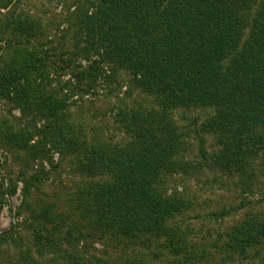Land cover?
Here are the masks:
<instances>
[{
  "label": "trees",
  "instance_id": "1",
  "mask_svg": "<svg viewBox=\"0 0 264 264\" xmlns=\"http://www.w3.org/2000/svg\"><path fill=\"white\" fill-rule=\"evenodd\" d=\"M73 16L80 28L70 54L60 60L71 71L72 93L95 87L110 65L112 71L130 72L132 83L153 102L149 110L118 113L126 140L90 142L70 122L64 112L68 99L47 92L53 56L19 47L25 37L38 38L39 31L34 19L17 13L13 0H0V96L45 117L34 146L33 135H7L36 158L45 156L47 145L70 157L85 179L73 203L94 225L131 238L166 233L181 203L166 195L160 182L186 166L178 158L185 134L173 119L175 111L210 110L204 122L193 125L204 160L202 132L219 143L214 164L219 170L241 176L255 171L254 162L264 154V0H86ZM22 182L29 201L43 179L35 175ZM26 230L41 258L84 264L68 252L78 251L80 237L52 206L34 208ZM10 239L0 238V248L16 241ZM230 241L233 254L247 264H264V214L249 215L232 230ZM27 261L23 256L21 263Z\"/></svg>",
  "mask_w": 264,
  "mask_h": 264
},
{
  "label": "rangeland",
  "instance_id": "2",
  "mask_svg": "<svg viewBox=\"0 0 264 264\" xmlns=\"http://www.w3.org/2000/svg\"><path fill=\"white\" fill-rule=\"evenodd\" d=\"M85 4L86 0H13L17 13L34 19L39 31L38 38L28 41L25 37L19 47L53 56L48 64L47 92L52 90L57 100L68 99L66 116L90 142L117 144L126 140L120 117L119 125L117 122L118 113L149 110L153 102L132 83L130 72L112 71L110 65L103 68L95 87L81 86L73 94L67 86L71 71L61 66L60 60L70 54L80 28L73 14L81 13ZM209 114L207 109L174 112L173 119L185 134L178 158L186 166L163 176L160 188L181 203V208L168 220L167 234L131 238L97 227L77 209L74 195L85 179L78 175L68 155L47 145L40 159L12 144L9 132L22 138L33 135L30 146L36 145L46 121L0 96V238L11 240L14 236L16 240L0 248V263L23 264L24 256L29 260L24 264H54L52 255L41 258L36 253L32 233L26 230L34 208L52 206L66 228L80 237L78 251L68 252L77 254L84 264H247L244 257L233 254L230 233L249 215L264 214V154L254 162L253 173L241 176L222 172L214 165L219 143L202 132L208 151L204 160L193 125L204 122ZM260 137L264 139V129ZM35 175H40L43 183L26 201L22 181ZM251 254L255 257V251ZM55 264H68V260L58 259Z\"/></svg>",
  "mask_w": 264,
  "mask_h": 264
}]
</instances>
